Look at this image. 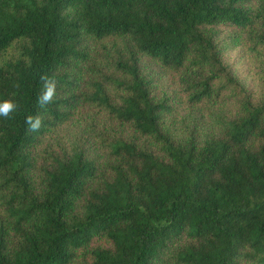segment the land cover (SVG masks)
<instances>
[{"label": "trees", "instance_id": "obj_1", "mask_svg": "<svg viewBox=\"0 0 264 264\" xmlns=\"http://www.w3.org/2000/svg\"><path fill=\"white\" fill-rule=\"evenodd\" d=\"M6 99L0 264H264V0H0Z\"/></svg>", "mask_w": 264, "mask_h": 264}, {"label": "clouds", "instance_id": "obj_2", "mask_svg": "<svg viewBox=\"0 0 264 264\" xmlns=\"http://www.w3.org/2000/svg\"><path fill=\"white\" fill-rule=\"evenodd\" d=\"M40 80L43 82V90L37 98V103L43 109L54 102L57 94V82L46 74H42ZM17 107L18 105L12 100L6 99L0 102V116L8 118ZM24 125L26 126V132L29 134L39 132L43 126L42 117L40 115H28L25 117Z\"/></svg>", "mask_w": 264, "mask_h": 264}]
</instances>
